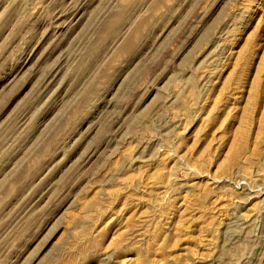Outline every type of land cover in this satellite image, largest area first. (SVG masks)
<instances>
[{"label":"rangeland","instance_id":"obj_1","mask_svg":"<svg viewBox=\"0 0 264 264\" xmlns=\"http://www.w3.org/2000/svg\"><path fill=\"white\" fill-rule=\"evenodd\" d=\"M0 264H264V0H0Z\"/></svg>","mask_w":264,"mask_h":264}]
</instances>
